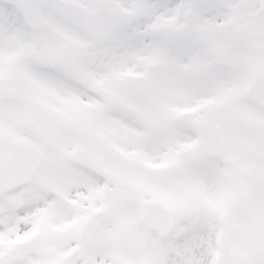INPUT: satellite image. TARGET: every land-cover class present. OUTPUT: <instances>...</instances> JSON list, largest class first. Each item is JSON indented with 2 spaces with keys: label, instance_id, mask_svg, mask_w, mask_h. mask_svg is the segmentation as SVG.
I'll return each mask as SVG.
<instances>
[{
  "label": "snow or ice",
  "instance_id": "6c2138e0",
  "mask_svg": "<svg viewBox=\"0 0 264 264\" xmlns=\"http://www.w3.org/2000/svg\"><path fill=\"white\" fill-rule=\"evenodd\" d=\"M0 264H264V0H0Z\"/></svg>",
  "mask_w": 264,
  "mask_h": 264
}]
</instances>
